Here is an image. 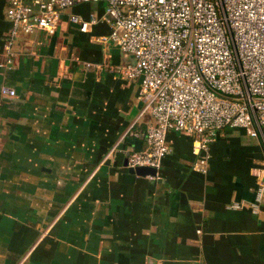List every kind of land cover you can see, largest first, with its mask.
Instances as JSON below:
<instances>
[{
	"label": "crops",
	"instance_id": "0c3cea01",
	"mask_svg": "<svg viewBox=\"0 0 264 264\" xmlns=\"http://www.w3.org/2000/svg\"><path fill=\"white\" fill-rule=\"evenodd\" d=\"M90 12L104 4L68 9L53 35L20 34L0 68L15 90L0 93V264H264V198L256 214L227 208L264 181L263 139L225 127L201 174L192 136L169 131L159 179L130 173V139L152 118L139 82L114 70L132 58L102 40L109 25L83 33L67 16Z\"/></svg>",
	"mask_w": 264,
	"mask_h": 264
},
{
	"label": "built area",
	"instance_id": "2783aa9c",
	"mask_svg": "<svg viewBox=\"0 0 264 264\" xmlns=\"http://www.w3.org/2000/svg\"><path fill=\"white\" fill-rule=\"evenodd\" d=\"M100 2L101 16H67L83 33L106 22L110 31L102 40L132 58L114 70L139 82L142 112L152 122L144 131L146 148L129 152L126 168L153 167L156 174L147 176L159 179L169 131L192 136V169L201 174L208 172L211 144L225 127L264 142V0H7L0 68L13 65L20 34L53 35L68 9ZM0 93L14 96L15 90L2 85ZM263 198L264 181L252 201L227 208L256 214Z\"/></svg>",
	"mask_w": 264,
	"mask_h": 264
},
{
	"label": "water",
	"instance_id": "95a60500",
	"mask_svg": "<svg viewBox=\"0 0 264 264\" xmlns=\"http://www.w3.org/2000/svg\"><path fill=\"white\" fill-rule=\"evenodd\" d=\"M143 138H144V133H141L139 136H137V138L130 139V142H132L135 145L133 151H140L141 150V144H142ZM128 154H129V152L126 153V157L123 161L124 167H126V164H127ZM127 169L130 173H134L138 176H147V175L154 176L156 174V169L153 167H148V166H137L135 168L127 167Z\"/></svg>",
	"mask_w": 264,
	"mask_h": 264
}]
</instances>
